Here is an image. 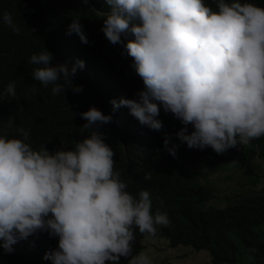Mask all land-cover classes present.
<instances>
[{"label":"clouds","instance_id":"obj_1","mask_svg":"<svg viewBox=\"0 0 264 264\" xmlns=\"http://www.w3.org/2000/svg\"><path fill=\"white\" fill-rule=\"evenodd\" d=\"M89 0H83L88 4ZM97 10V30L131 62L138 82L131 96L100 99L79 115L88 131L70 150L34 149L21 137L0 135V247L39 232L58 237L45 254L52 264H154L140 251L131 255L136 231L155 237L169 217L153 211L148 190L134 195L115 168V152L98 127L126 114L146 132L160 131V106L183 127L176 133L189 149L211 147L223 154L264 137V6L249 0H106ZM103 26L100 25V18ZM69 34L88 43L80 20ZM0 40L7 63L0 74V101L16 97V85H39L52 97L71 89L76 61L57 54L47 25L24 4L0 10ZM80 68L85 66L77 61ZM74 85V86H73ZM3 118L7 116L2 115ZM189 126L192 131L189 132ZM165 133L173 157L179 145ZM63 145V144H62ZM162 203V201H161Z\"/></svg>","mask_w":264,"mask_h":264},{"label":"trees","instance_id":"obj_2","mask_svg":"<svg viewBox=\"0 0 264 264\" xmlns=\"http://www.w3.org/2000/svg\"><path fill=\"white\" fill-rule=\"evenodd\" d=\"M249 1L264 6V0ZM17 4H24L47 25L62 61H76L73 81L83 89L78 93L69 89L55 98L39 85H16V97L0 101V135L21 137L18 129L22 127L30 131L27 142L34 149L46 145L51 152L62 146L70 150L75 141L88 134L79 115L84 109L97 105L100 99L131 96L138 87L129 71L131 62L112 49L97 30V10L107 11L106 0H89L88 4L83 0H0V10ZM73 19L83 25L87 44L77 34H69ZM99 23L103 26L102 17ZM79 60L85 62L83 68L77 65ZM6 63L7 45L0 40V74ZM158 119L163 122L160 131L145 125V132L123 113L116 114L109 125L98 127L115 152V168L127 183V190L134 195L148 190L153 211L159 208L169 217V224L158 226L155 237L137 230L131 255L143 251L140 239L165 238L173 248L190 246L208 251V264H264V194L239 198L224 208L212 207L208 203L216 197L215 189L193 175V170L216 167L231 154L246 157V174L257 173L256 159L264 158V137L217 154L211 147L189 149L182 143L176 133L183 125L162 105ZM192 130L189 126V132ZM165 133L172 137L169 147L179 145L176 157L164 148ZM58 241V237L39 232L15 243L12 253L0 247V264H52L44 256L58 247ZM129 259L121 258L120 264H128Z\"/></svg>","mask_w":264,"mask_h":264},{"label":"rangeland","instance_id":"obj_3","mask_svg":"<svg viewBox=\"0 0 264 264\" xmlns=\"http://www.w3.org/2000/svg\"><path fill=\"white\" fill-rule=\"evenodd\" d=\"M257 173L246 174L247 159L244 156L231 154L216 167L197 168L193 175L200 182L209 184L216 191V197L208 205L224 208L239 198L252 194H264V158L256 159ZM195 173V174H194ZM256 192V193H255ZM264 229V227L262 228ZM140 244L154 264H208V251H196L190 246L173 248L165 238L140 239Z\"/></svg>","mask_w":264,"mask_h":264}]
</instances>
